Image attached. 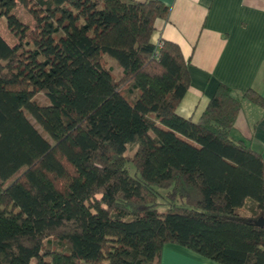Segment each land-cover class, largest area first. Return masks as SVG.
Listing matches in <instances>:
<instances>
[{"label": "trees", "instance_id": "obj_1", "mask_svg": "<svg viewBox=\"0 0 264 264\" xmlns=\"http://www.w3.org/2000/svg\"><path fill=\"white\" fill-rule=\"evenodd\" d=\"M169 15L157 0H0L17 40L0 35V264H160L167 244L264 264V158L232 136L242 99L264 98L220 84L198 122L181 117L189 62L153 43Z\"/></svg>", "mask_w": 264, "mask_h": 264}, {"label": "crops", "instance_id": "obj_2", "mask_svg": "<svg viewBox=\"0 0 264 264\" xmlns=\"http://www.w3.org/2000/svg\"><path fill=\"white\" fill-rule=\"evenodd\" d=\"M157 1L170 8V15L156 22L153 43L179 45L189 62L191 86L177 111L181 117L198 122L220 84L239 97L252 89L264 98V0ZM232 136L264 158V109L242 99ZM160 264L219 263L167 244Z\"/></svg>", "mask_w": 264, "mask_h": 264}, {"label": "rangeland", "instance_id": "obj_3", "mask_svg": "<svg viewBox=\"0 0 264 264\" xmlns=\"http://www.w3.org/2000/svg\"><path fill=\"white\" fill-rule=\"evenodd\" d=\"M14 13H16L18 17L22 19L24 23L28 24L30 27H32V25L35 23L33 17L30 14H28L27 10L22 6H19L18 8H16L14 10ZM0 35L11 47L16 46L17 40L8 30L5 18H2L0 20ZM106 60L108 62L110 69L112 70L114 75L117 77V79L120 78L122 76V69L118 66L117 62L114 59H110L108 57H106ZM36 99L41 104L47 103L46 97L43 94L38 95ZM132 153L133 151H129L130 155H132Z\"/></svg>", "mask_w": 264, "mask_h": 264}, {"label": "water", "instance_id": "obj_4", "mask_svg": "<svg viewBox=\"0 0 264 264\" xmlns=\"http://www.w3.org/2000/svg\"><path fill=\"white\" fill-rule=\"evenodd\" d=\"M255 224L259 227H264V217L260 218L259 220L255 221Z\"/></svg>", "mask_w": 264, "mask_h": 264}, {"label": "built area", "instance_id": "obj_5", "mask_svg": "<svg viewBox=\"0 0 264 264\" xmlns=\"http://www.w3.org/2000/svg\"><path fill=\"white\" fill-rule=\"evenodd\" d=\"M163 46V41H159L157 44H156V50H160Z\"/></svg>", "mask_w": 264, "mask_h": 264}]
</instances>
